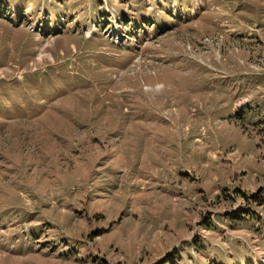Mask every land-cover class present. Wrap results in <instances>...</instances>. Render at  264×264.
<instances>
[{"label":"rangeland","instance_id":"obj_1","mask_svg":"<svg viewBox=\"0 0 264 264\" xmlns=\"http://www.w3.org/2000/svg\"><path fill=\"white\" fill-rule=\"evenodd\" d=\"M0 264H264V0H0Z\"/></svg>","mask_w":264,"mask_h":264}]
</instances>
